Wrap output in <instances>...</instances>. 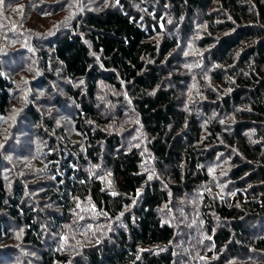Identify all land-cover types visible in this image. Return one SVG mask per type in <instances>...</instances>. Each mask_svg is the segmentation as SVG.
Instances as JSON below:
<instances>
[{
  "label": "trees",
  "instance_id": "obj_1",
  "mask_svg": "<svg viewBox=\"0 0 264 264\" xmlns=\"http://www.w3.org/2000/svg\"><path fill=\"white\" fill-rule=\"evenodd\" d=\"M113 1L25 40L36 89L50 93L57 72L67 79L81 143L39 115L40 97L21 109L47 141L38 163L53 175L41 193L50 210L29 208L28 184L8 185L0 171V241L10 224L36 264H174L191 216L211 243L185 248L195 263L264 257V0ZM12 77L0 71V130L22 86ZM101 85L129 95L121 103L142 141L109 133L113 120L96 111Z\"/></svg>",
  "mask_w": 264,
  "mask_h": 264
},
{
  "label": "rangeland",
  "instance_id": "obj_2",
  "mask_svg": "<svg viewBox=\"0 0 264 264\" xmlns=\"http://www.w3.org/2000/svg\"><path fill=\"white\" fill-rule=\"evenodd\" d=\"M64 1L32 0L29 2L27 0H3V3H0V36H3L5 40L0 43V71L4 70L8 75L11 74L13 76L12 79L22 85L16 91L12 109L8 113L4 127L0 130V171L3 177L5 176L6 181H10L9 183L7 182L8 185L13 183L14 180L28 184L26 191L27 204H29V208L36 209L40 215L44 210H50V207L48 206V208L42 200L41 193L48 188V182L53 179V175L44 169L45 165L38 163V159L43 155L42 152L47 141L37 137V130H35L34 125L23 119L21 109L27 108L30 102L38 96L41 99H38L37 102L43 105V113L39 111V115L45 114L46 118L52 120L53 126H55L57 131H62L65 138L67 136L73 140H78L79 138L74 130V103L66 99V89H69L66 85L68 83L67 79L61 78L60 74H58L59 72H57L53 85H51V88L50 86L48 87L49 92L53 93H47L43 87L42 91L36 89V83L33 82H37L36 75L41 73L35 64L34 53L28 52L25 40L30 42V36L44 38L53 33H63L64 30L62 28L70 26L74 21L72 17L79 13L78 9L80 13L99 12L114 4L113 0H66V4L61 5L60 3ZM14 49H22L23 53L10 52V50ZM175 65L178 64L175 63ZM189 67L193 68L194 66L191 65ZM189 75L186 76L188 77ZM189 78L191 81L192 77L189 76ZM25 81L28 82L24 84ZM99 88L96 111L103 114L105 119L113 120L111 121L113 125L109 127V133L122 134L123 140L130 139L132 134L133 138H135L136 134L138 135V140L142 141L144 138L143 131L136 129L137 125L134 122V116L121 103V100L126 103L130 102L129 95H118V93H114L110 88L102 85ZM80 89L84 90L82 85H80ZM24 94H28V96L23 97L25 96ZM26 98H28L27 103L24 102ZM184 99L186 103L189 102L186 92ZM56 103L58 106H56ZM188 105L192 107L194 104L188 103ZM197 109L200 112L202 107L199 106ZM118 112L119 116L115 117ZM120 116L121 119L119 121H114ZM122 126L125 127L122 128ZM47 134L48 138H56L57 141L62 139V134L56 135V137L49 133ZM78 142L80 141L78 140ZM123 142L125 143L126 141ZM144 163L146 164L144 165L145 170L148 169L152 172V175H155L156 172L153 171V168L150 169L152 165L147 161ZM185 222L190 229L178 234L179 239L174 247V264H198L195 263V259L190 256L191 253L185 248L190 249L201 246L198 248L203 249V251H209L211 250V243L207 239L205 227L201 222L194 221L191 216ZM7 228L9 230L8 237L0 241V264H36L34 250L23 249L24 246L21 240L23 237L22 228L10 224L7 225ZM49 237L48 243L51 239L54 240L53 236ZM206 257H209V262L217 261L218 264H264L263 256L250 251L249 253L241 252L236 256H226L224 261L218 260L216 257ZM201 262L207 264L204 263V260Z\"/></svg>",
  "mask_w": 264,
  "mask_h": 264
},
{
  "label": "snow or ice",
  "instance_id": "obj_3",
  "mask_svg": "<svg viewBox=\"0 0 264 264\" xmlns=\"http://www.w3.org/2000/svg\"><path fill=\"white\" fill-rule=\"evenodd\" d=\"M0 3H3V0H0Z\"/></svg>",
  "mask_w": 264,
  "mask_h": 264
}]
</instances>
